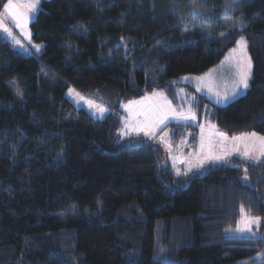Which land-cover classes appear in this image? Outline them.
<instances>
[{"label": "trees", "instance_id": "trees-1", "mask_svg": "<svg viewBox=\"0 0 264 264\" xmlns=\"http://www.w3.org/2000/svg\"><path fill=\"white\" fill-rule=\"evenodd\" d=\"M30 28L42 54L0 33V264H264V156L177 175L161 144L120 135L123 103L163 90L178 106L184 86L201 123L264 136V0H42ZM240 36L245 94L218 106L177 82ZM70 87L108 114L75 107ZM166 128L197 145L198 126ZM242 211L261 219V237L228 234Z\"/></svg>", "mask_w": 264, "mask_h": 264}, {"label": "rangeland", "instance_id": "rangeland-1", "mask_svg": "<svg viewBox=\"0 0 264 264\" xmlns=\"http://www.w3.org/2000/svg\"><path fill=\"white\" fill-rule=\"evenodd\" d=\"M41 1L42 0H40L35 10L32 11L21 7V11L26 12L30 17V19L26 23H24L23 27L17 26V23L12 18V16L9 13L4 12V6L3 9L0 11V20H2L3 26L9 29V31L12 33V36H9L7 33L3 32L2 28H0V33L6 38L7 41H9L13 45V47L24 51L27 54L39 55L42 54L44 51L43 45L41 43H36L33 40L30 28L31 21L37 16L39 12ZM7 2L8 0L6 1V3ZM14 2L22 5L25 0H14ZM13 37H15V40H18L20 43L17 44L13 40ZM241 37L244 38L246 44V47H244L243 50H241L238 45V41ZM36 46H39L38 51ZM242 58H247V60L250 61V75L247 81L249 87L250 78L252 74V60L248 51L247 41L244 36H240L235 46L230 49L225 55V57L210 70L198 75H183L177 80V82L182 85H189L193 88V90H195L196 94L205 96L211 103L215 105L226 106L237 98H239L240 96H242L243 94H245L248 89V87L246 89L241 87L240 89H238V94L233 98L232 91L234 82L236 80V66ZM199 77H207L214 83V87L211 92L208 91L207 87H205L203 84H200V90L197 91V78ZM9 84L17 96H22V92L19 89L16 80L9 82ZM187 93L189 95L192 94V92H187L184 89V86H181L178 93L181 100L178 106L172 103L169 97H166L165 92L163 90H155L153 91V93H145L138 99L123 103L122 110L124 111V116L122 119V128L120 130V135L122 137L129 135H139L145 137L148 140H154L161 144L166 151L167 159L171 165V169L177 175H203L205 174L206 167L217 166V164L219 163L215 164L213 162H223L225 155L228 157L232 155H237L238 157H241L250 162H258L263 158L264 141H261L259 138L264 136L256 133H254L255 135H242L239 138L233 140L235 142H231L233 143L232 145L228 140H226L227 142L225 145H228V147L225 146V150L223 151L222 149L221 152H217L214 150V147H210L207 142L210 139H217V133L214 130L216 129V127L214 123L212 124L207 121L201 123L197 120V116L191 104L193 97L188 98L186 96ZM217 93H219V97L216 95ZM224 96H227L228 99L224 100ZM65 97L75 107L85 109L94 118L102 119L109 112V108L105 104L85 96L73 87L67 89ZM165 101L171 102V107L175 109L176 113H181L184 115H188L189 113H191V115L195 118L175 119L173 118V115L170 114L164 124L153 128L150 131V134L146 135L145 131H149V129L146 128L144 131H141L140 128L137 126V122L151 121L154 118V107L158 104H163ZM100 108L105 109V111L101 112L99 110ZM169 124H184L198 126V128L200 129L201 139L198 147L195 148V146L189 145L187 138L182 139L179 143H173L171 141V130L166 128V126H168ZM227 138L230 139L229 137ZM245 153L247 154L245 155ZM219 156H222V159L216 158ZM255 218L259 217L249 215L242 211L237 226L234 229L229 230L228 234L231 237L237 238L261 237L259 228L262 225V221L260 218L258 224L249 225V227L251 228V232H249L243 224L244 220H252ZM157 248L160 252L159 259L161 261L171 260V248H164L162 245L157 246Z\"/></svg>", "mask_w": 264, "mask_h": 264}, {"label": "snow or ice", "instance_id": "snow-or-ice-1", "mask_svg": "<svg viewBox=\"0 0 264 264\" xmlns=\"http://www.w3.org/2000/svg\"><path fill=\"white\" fill-rule=\"evenodd\" d=\"M40 0H25V2L21 5L19 3L14 2V0H8V2L4 5V12L9 13L12 18L15 20L17 23V26L23 27L24 23H26L30 17L28 14L24 11H21V7L26 8L29 11L35 10L37 5L39 4ZM234 3L238 2V0H233ZM0 28L3 29V32L7 33L9 36H12V33L9 31L7 27L3 26L2 20H0ZM187 30V28L185 29ZM220 35H224V33H221ZM13 40L19 44L20 42L18 40H15V37H13ZM238 45L241 50H243L244 47H246L244 38L241 37L240 40L238 41ZM37 51L39 50V46H36ZM235 51V49H234ZM250 75V61L247 60V58H242L236 66V80L234 82L233 86V91H232V96L233 98L238 94V89L241 87L247 88L248 87V78ZM198 80V86H197V91L200 90V84H203L205 87H207L208 91H212L214 87V83L208 79L207 77H199L197 78ZM219 97V93L216 94ZM224 100H227L228 97L224 96ZM101 112L105 111V109L100 108L99 109ZM154 113V118L149 121V122H137V126L140 128L141 131H144L146 128L149 129V131H145V134L148 135L150 134V131L166 122L168 119L169 115H173V118L175 119H194L195 117L189 113L188 115H184L181 113H176L175 109L171 107V102L165 101L163 104H158L154 107L153 109ZM221 136L224 134L221 133ZM252 135H255L254 133ZM261 141H264V137L259 138ZM247 153H245L246 155ZM219 159L220 157H216ZM259 218H255L252 220H244L243 224L244 227L248 229L249 232H251V228L249 225L251 224H258ZM254 235V234H253ZM264 240V237L259 238ZM258 259H261L262 262H264V257H258Z\"/></svg>", "mask_w": 264, "mask_h": 264}, {"label": "crops", "instance_id": "crops-1", "mask_svg": "<svg viewBox=\"0 0 264 264\" xmlns=\"http://www.w3.org/2000/svg\"><path fill=\"white\" fill-rule=\"evenodd\" d=\"M153 93V92H152ZM167 97V96H166ZM210 123H212V122H210ZM213 124V123H212ZM215 125V124H214ZM215 127H216V129H214L215 130V132L217 133V139H210L208 142H207V144L210 146V147H214V150L215 151H217V152H221L222 151V149H223V151L225 150L224 148H225V146H227L228 147V145H225L226 144V140H228L229 142H230V144L232 145L233 143H231V142H235V141H233V140H235L236 138H239L240 136H242V135H248V134H253V133H247V134H242V135H238V136H235V137H229L230 139H228L227 137V135H225L223 132H221L218 128H217V126L215 125ZM214 128V127H213ZM221 133H223L224 134V137L223 136H221L220 134ZM225 136H227V137H225ZM219 137H221V138H223V139H221V138H219ZM239 140H242V139H239ZM200 141H201V139H200V129H199V137H198V143H197V145L195 146V148H197L198 147V145L200 144ZM202 146V145H201ZM224 146V147H223ZM200 148V147H199ZM201 149H202V147H201ZM232 156H237V155H232ZM232 156H229V157H232ZM220 158L222 157V156H219ZM228 156H224V161L225 160H227L228 158H229ZM222 159V158H221ZM213 163H215V164H217V163H220V162H213Z\"/></svg>", "mask_w": 264, "mask_h": 264}]
</instances>
